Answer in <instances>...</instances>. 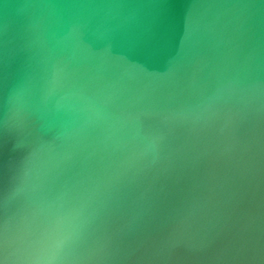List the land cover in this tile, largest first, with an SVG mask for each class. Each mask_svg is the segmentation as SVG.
Returning a JSON list of instances; mask_svg holds the SVG:
<instances>
[{
	"label": "water",
	"instance_id": "95a60500",
	"mask_svg": "<svg viewBox=\"0 0 264 264\" xmlns=\"http://www.w3.org/2000/svg\"><path fill=\"white\" fill-rule=\"evenodd\" d=\"M0 264H264V0H0Z\"/></svg>",
	"mask_w": 264,
	"mask_h": 264
}]
</instances>
